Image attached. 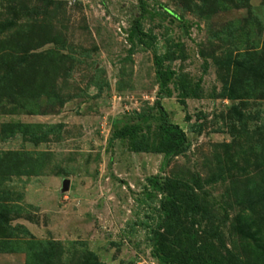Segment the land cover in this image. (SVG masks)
<instances>
[{"label":"rangeland","instance_id":"374dc122","mask_svg":"<svg viewBox=\"0 0 264 264\" xmlns=\"http://www.w3.org/2000/svg\"><path fill=\"white\" fill-rule=\"evenodd\" d=\"M146 2L0 0V264H165L155 175L198 198L168 239L264 264V0ZM159 99L185 152L112 139L152 143Z\"/></svg>","mask_w":264,"mask_h":264},{"label":"trees","instance_id":"16d2710c","mask_svg":"<svg viewBox=\"0 0 264 264\" xmlns=\"http://www.w3.org/2000/svg\"><path fill=\"white\" fill-rule=\"evenodd\" d=\"M140 8L143 13H147L146 0H139ZM140 16L135 21V26L130 31V38L133 40L136 35H144L141 29ZM163 56H157L155 64L157 68V79L162 91H167V96H171L172 92L168 88L169 82L173 79L174 70L165 68L163 64ZM182 97H197L195 90L188 86L182 85ZM183 104L185 103L182 100ZM159 110V120L157 137L152 143L146 142L141 145L137 135L142 131L141 124H126L122 127H116L112 139L128 138L131 141V147L136 152H155L162 153L166 157L174 154L185 152L189 148V142L186 131L177 123L169 120V113L163 106L160 99L156 105ZM146 116L144 119L148 120ZM189 119V117H186ZM153 190L163 194L160 201V220L157 226L152 229L151 238L154 241L156 255L165 264H236L235 261L226 256H220L212 253L205 245L199 242L193 236V242L189 243V247H182L184 243L168 239L167 234L171 232L173 227H179L180 215L186 210L194 213L198 209V198L194 190L188 184L180 180L166 179L161 180L160 175H155L151 179ZM188 246V245H186ZM85 264H104L96 258V254H92L91 258Z\"/></svg>","mask_w":264,"mask_h":264}]
</instances>
